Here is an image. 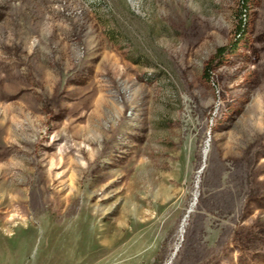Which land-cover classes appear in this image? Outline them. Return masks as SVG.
Listing matches in <instances>:
<instances>
[{
    "label": "rangeland",
    "instance_id": "rangeland-1",
    "mask_svg": "<svg viewBox=\"0 0 264 264\" xmlns=\"http://www.w3.org/2000/svg\"><path fill=\"white\" fill-rule=\"evenodd\" d=\"M0 0V264H264V0Z\"/></svg>",
    "mask_w": 264,
    "mask_h": 264
},
{
    "label": "trees",
    "instance_id": "trees-1",
    "mask_svg": "<svg viewBox=\"0 0 264 264\" xmlns=\"http://www.w3.org/2000/svg\"><path fill=\"white\" fill-rule=\"evenodd\" d=\"M250 0H239L240 5V14L237 22V26L235 29V35L234 39L227 43L226 45L220 46L216 49L215 53L211 57V59L208 61V63L205 66V74L209 72L211 68L214 66H219L226 55L232 54L235 52L238 46V42L240 38L243 36L245 29H246V20L248 17V3Z\"/></svg>",
    "mask_w": 264,
    "mask_h": 264
}]
</instances>
